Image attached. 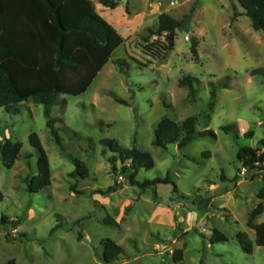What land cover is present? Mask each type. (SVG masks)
Listing matches in <instances>:
<instances>
[{"label":"rangeland","instance_id":"1","mask_svg":"<svg viewBox=\"0 0 264 264\" xmlns=\"http://www.w3.org/2000/svg\"><path fill=\"white\" fill-rule=\"evenodd\" d=\"M195 2L119 0L112 8L94 1L125 42L85 92L61 95L66 106L51 108L62 145L47 126L43 104L20 102L16 113L0 107V139L22 144L12 167L0 153V264H106L101 242L106 237L124 250L110 264H264V246L256 244L248 225L260 202L264 163L243 175L237 158L243 145L264 152V72L252 73L264 69V32L234 13V5L238 13L243 10L237 0H198L188 28L177 30L174 49L160 60L144 52L147 27L158 24L160 13L181 17ZM192 37L199 41L197 57ZM120 58L129 64L126 72L116 64ZM185 76L195 78V99L189 86L179 85ZM165 116L177 121L196 116V130L210 128L217 137L197 138L184 148L156 146L155 128ZM226 125L235 129L226 132ZM32 132L51 166V183L38 192H30L26 181L38 173ZM105 139L150 151L154 166L140 169L139 181L169 176L171 182L131 185L121 172L126 164ZM73 158L86 164L87 177L71 175ZM108 216L116 223H106ZM256 222H264V213ZM215 229L228 240L211 243ZM240 231L253 243L252 253L238 242ZM176 249H183L179 262L173 259Z\"/></svg>","mask_w":264,"mask_h":264},{"label":"trees","instance_id":"2","mask_svg":"<svg viewBox=\"0 0 264 264\" xmlns=\"http://www.w3.org/2000/svg\"><path fill=\"white\" fill-rule=\"evenodd\" d=\"M237 1L243 10L238 13L234 5V13L248 16L252 27L264 32V0ZM118 2L119 0H101L102 4L112 8L116 7ZM197 3L198 0L181 17H175L169 12L160 13L158 24L155 27H147V35L143 37L144 52L152 59L160 60L168 51L174 49L177 30L188 28ZM153 36L158 38L151 40ZM124 42L125 38L96 10L93 0H0V107L16 113L19 111L17 105L20 102L43 104L47 126L57 143L62 145V138L56 128L58 119L52 116L51 108L55 104L66 106L67 99L61 98V95L85 92L110 60L113 52ZM198 44V39L192 37L191 51L195 57L198 56ZM116 64L123 72L129 67L124 58L117 59ZM259 72H264V69L252 71ZM194 80L191 76H185L179 82L180 86L190 87L192 99L197 96ZM227 85L226 81L222 83V87ZM211 97L213 100L216 98L215 89L211 90ZM116 100L127 103L119 97H116ZM197 122L196 116H189L182 121L165 116L155 128L153 143L164 149L172 143L184 148L197 138L217 137L216 132L210 128L197 131ZM222 128L226 132L235 129L234 125ZM30 142L39 152L38 173L27 178V189L30 192H38L50 185L51 166L36 132L30 134ZM104 143L118 154L122 164H126L122 166L121 172L127 175V181L131 185L144 189L157 182H171L169 176L144 181L136 178L140 169L154 166L149 150L138 146L132 149L123 148L115 139H105ZM261 144L264 145V139ZM21 149L22 144L19 141L0 139V153L6 167L14 165ZM118 158H110L113 173L118 171ZM237 158L242 163V168L249 171L261 167L264 163V152H260L258 147L243 145L238 150ZM73 162L76 168L71 175L87 177L89 169L86 164L78 158H73ZM262 178L264 181V175ZM71 189L76 190L74 187ZM174 190L178 191L175 183ZM257 197L260 202L250 212L248 225L255 231L256 244L264 246V222H256L264 213V183L257 192ZM3 221H8L5 216ZM105 222L116 223L110 216L106 217ZM236 236L242 249L246 253H252L254 246L248 234L240 231ZM227 240V236L218 229L214 230L210 238L211 243ZM101 242L106 264L118 259L124 251L123 247L110 237L102 239ZM173 259L176 262L181 261L183 249H176Z\"/></svg>","mask_w":264,"mask_h":264},{"label":"crops","instance_id":"3","mask_svg":"<svg viewBox=\"0 0 264 264\" xmlns=\"http://www.w3.org/2000/svg\"><path fill=\"white\" fill-rule=\"evenodd\" d=\"M94 1H95V0H93V3H94ZM99 1L101 2V0H99ZM94 5H95V4H94ZM105 7H106V5H105ZM107 7H108V6H107ZM95 8H96V10L99 12L98 7H97L96 5H95ZM99 14H100L102 17H104L109 23H111V24L114 26V24H113L114 22H113L112 20L110 21L109 17H107V16H109V14H105L104 16H103L100 12H99ZM107 63H108V62H107ZM107 63H106V64H107ZM106 64H105V65H106ZM104 67H105V66H103V68H104ZM103 68H102V69H103ZM102 69H101V70H102ZM101 70H100V71H101ZM96 77H97V76H96Z\"/></svg>","mask_w":264,"mask_h":264},{"label":"built area","instance_id":"4","mask_svg":"<svg viewBox=\"0 0 264 264\" xmlns=\"http://www.w3.org/2000/svg\"><path fill=\"white\" fill-rule=\"evenodd\" d=\"M243 175H246L248 173V169L247 168H242L241 172Z\"/></svg>","mask_w":264,"mask_h":264}]
</instances>
